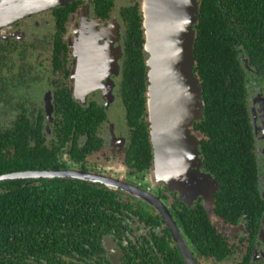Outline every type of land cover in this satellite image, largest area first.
I'll use <instances>...</instances> for the list:
<instances>
[{
  "label": "flooded vegetation",
  "instance_id": "1",
  "mask_svg": "<svg viewBox=\"0 0 264 264\" xmlns=\"http://www.w3.org/2000/svg\"><path fill=\"white\" fill-rule=\"evenodd\" d=\"M256 1L241 12L234 0H199L194 69L205 108L211 45L234 102L222 127L205 108L193 122L180 172H155L153 163L145 0L0 4L43 10L0 26V168L8 167L0 176L82 169L144 192L74 177L0 180V196L14 195L0 223L16 222L0 235V264H264V10ZM136 63L147 66L143 82H130ZM130 111L140 112L136 123ZM213 133L233 135L224 153L235 170L210 171L207 156L220 142Z\"/></svg>",
  "mask_w": 264,
  "mask_h": 264
},
{
  "label": "water",
  "instance_id": "2",
  "mask_svg": "<svg viewBox=\"0 0 264 264\" xmlns=\"http://www.w3.org/2000/svg\"><path fill=\"white\" fill-rule=\"evenodd\" d=\"M57 1L48 4L47 0H0V4L39 9L52 7ZM198 3L199 0H145L143 4L145 49L149 53L147 108L155 172H174L177 165L180 172L183 164H188L189 151L183 154L181 149L188 146L193 122L203 118L205 101L194 69ZM40 11L43 10H0V26ZM20 177L94 180L144 198L138 187L82 169L21 171L1 175L0 180Z\"/></svg>",
  "mask_w": 264,
  "mask_h": 264
},
{
  "label": "trees",
  "instance_id": "3",
  "mask_svg": "<svg viewBox=\"0 0 264 264\" xmlns=\"http://www.w3.org/2000/svg\"><path fill=\"white\" fill-rule=\"evenodd\" d=\"M234 4L235 6H237L239 8V10H241V12L243 10H254L253 7L251 6L249 0H234ZM256 10H264V0H257L256 1ZM140 20L138 15H135L134 17L131 18V25L133 26L131 28V31L133 32V36H137V34H140L139 31V27H140ZM139 32V33H138ZM131 34V35H132ZM133 39V38H131ZM195 51L197 52V48L195 49ZM210 54H209V76L206 79L205 82H203V87L205 90L204 96L206 97V108H205V113L207 116V119L210 121H212V123L220 125V120L222 119H229V110L231 108H233V102L234 99L232 98V95H226V92L223 91L222 89V85L223 83H225L224 79H221V75L220 73H216V63L215 60L218 59V50L211 45L210 49ZM211 66H213L211 68ZM135 70L137 71L138 75L137 78L135 80H131L130 82H139L142 80L145 81L146 79V72H147V66L143 65V63H136L134 65ZM131 68V67H130ZM132 69V68H131ZM139 95H136L135 97H138ZM231 96V98H230ZM135 97H133L132 99H130V105H132L133 100L135 99ZM145 98L143 96L142 100H140L138 102V106L142 107L141 113L140 112H136L134 113L133 111H130L131 114V121L133 120V122H137V118L139 115H141L144 110H145ZM140 113L138 116L137 114ZM225 117V118H224ZM221 126V125H220ZM146 127V124H145ZM222 127V126H221ZM146 129V133H147V127ZM215 131V129H214ZM221 135V134H220ZM213 137L217 138L220 140V142L216 141V145L217 147H215L214 149H211L210 154L207 156V161H208V166L211 172L214 173H218L221 174L222 173V168L225 169H229V170H235L237 168V163L235 161V159H232L230 157H226L225 155V151H231L230 153L233 152V148H234V137L233 135H229L227 134L226 138L223 139L221 135V137H218V133H213L212 134ZM212 143V139L208 142V145H210ZM231 156V155H230ZM0 164L2 166H6V163L3 160H0ZM34 167V166H32ZM3 168H8V167H2L0 168V173H3L1 171H5L8 169H3ZM228 175L232 176V174L237 175L238 172H225ZM13 182H7L5 183V185H9L12 184ZM9 189V188H8ZM30 194L34 195V191L30 190L29 191ZM47 194H51V191H46ZM14 195L11 193V190H9L8 192H6L5 194L0 196V206L3 204L8 203L12 197ZM35 198V196H33ZM8 211L10 209H7ZM2 210L0 209V212ZM10 213L9 216H6L4 214H0V219H6L7 222L10 220ZM15 225L16 222L13 221V223H0V235L5 234V233H10L13 231H15Z\"/></svg>",
  "mask_w": 264,
  "mask_h": 264
},
{
  "label": "bare ground",
  "instance_id": "4",
  "mask_svg": "<svg viewBox=\"0 0 264 264\" xmlns=\"http://www.w3.org/2000/svg\"><path fill=\"white\" fill-rule=\"evenodd\" d=\"M53 0H47V3L49 4L50 2H52Z\"/></svg>",
  "mask_w": 264,
  "mask_h": 264
}]
</instances>
